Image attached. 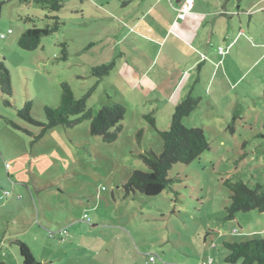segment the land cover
<instances>
[{"label": "rangeland", "instance_id": "1", "mask_svg": "<svg viewBox=\"0 0 264 264\" xmlns=\"http://www.w3.org/2000/svg\"><path fill=\"white\" fill-rule=\"evenodd\" d=\"M2 1L0 63L10 71L13 94L0 87V264H23L17 240L43 264H232L226 242L264 239V212L228 219L231 193L224 185L230 180L264 187V37L237 38L229 50L219 46L216 53L225 49L230 58L217 54L194 89L204 99L183 125L201 128L209 151L191 164L174 165V182L160 195H129L132 174L149 172L140 156L162 154L158 131L170 129L188 88L184 79L179 99L157 105L163 98L155 84L133 89L125 79L136 61L131 51L143 39L139 28L115 17L138 14L139 5L156 0H64L55 13L41 0ZM55 17L59 31L38 50L19 47L23 33L52 26ZM149 29L146 39L154 33ZM64 48L67 62L60 60ZM113 61L110 75H94V68ZM63 83L77 99L90 95L93 117L111 101L125 107L114 143L93 137L91 120L53 128L36 140L41 127L18 111L31 101L34 119L45 123V107L61 104ZM146 115H153L155 126Z\"/></svg>", "mask_w": 264, "mask_h": 264}, {"label": "trees", "instance_id": "2", "mask_svg": "<svg viewBox=\"0 0 264 264\" xmlns=\"http://www.w3.org/2000/svg\"><path fill=\"white\" fill-rule=\"evenodd\" d=\"M14 1V0H8ZM64 0H41L45 3V8L53 13L59 12L63 7ZM27 2V0H24ZM4 1L0 0V15ZM30 20V19H28ZM55 21L51 26L40 29L36 26L28 29L19 39V47L26 51L38 50L42 40L59 31L61 26L59 18H53ZM31 21V20H30ZM68 52L66 48L62 51L60 60L68 61ZM115 68L113 61L109 65H103L93 69V73L98 78H104ZM0 87L2 93L11 96L13 94L10 71L5 62L0 63ZM90 95L77 99L68 83L62 84L61 104L53 109L45 107L46 122L36 121L32 115V103L26 102L24 107L18 111V116L26 123L41 127V134L36 138L40 140L45 133L56 127L72 128L84 121L91 120L90 133L93 137H100L105 143L112 144L123 130L122 121L126 115V109L123 105L109 102L93 117L91 110L87 107V100ZM202 99L194 95L191 89L185 99L176 107L170 129L165 132L158 131L164 144L161 155L150 154L140 156L149 168V172L135 171L127 185L125 186L127 194L137 192L148 197L160 195L163 191L170 188L173 180L169 179V172L176 164L188 165L198 159L203 153L209 151L210 145L206 139L205 133L201 128H187L183 125V119L189 117L201 105ZM235 115L232 120V126L236 124ZM153 126L155 121L153 115H146ZM14 125V124H13ZM15 126V125H14ZM231 126V127H232ZM233 127L230 130H233ZM143 132L139 133L141 138ZM246 157L243 156L242 158ZM224 185L230 191V205L227 208L228 219L233 220L240 212H249L257 210L264 212V187L257 186L250 188L243 182L233 183L230 180L225 181ZM20 248V254L23 264H43L36 259L31 248L23 241H15ZM228 263L236 264H264V239H251L241 243L226 242ZM153 258V257H152ZM4 264V263H1Z\"/></svg>", "mask_w": 264, "mask_h": 264}, {"label": "crops", "instance_id": "3", "mask_svg": "<svg viewBox=\"0 0 264 264\" xmlns=\"http://www.w3.org/2000/svg\"><path fill=\"white\" fill-rule=\"evenodd\" d=\"M185 1L156 0L150 6L139 5L138 14L134 11L125 18L115 17L123 25L141 30L139 37L143 41L131 51L136 61L133 66L128 64L125 79L133 89L142 88L145 82L155 84L153 91L163 98L155 100L159 101L157 105L179 99L177 93L184 79L188 83L185 99L200 84L208 67L216 64L217 54L230 58L227 50L242 37L245 40L264 37V0H193L192 11L182 20L178 14ZM220 25H223L222 33ZM146 28L154 32L150 39L144 37ZM222 44L227 50L216 53ZM221 50L225 51L223 55ZM135 53L139 58L136 59ZM156 111L160 112V107Z\"/></svg>", "mask_w": 264, "mask_h": 264}, {"label": "built area", "instance_id": "4", "mask_svg": "<svg viewBox=\"0 0 264 264\" xmlns=\"http://www.w3.org/2000/svg\"><path fill=\"white\" fill-rule=\"evenodd\" d=\"M192 8H193V0L185 1V3H183L181 5V8L179 9V14H178L179 19H182V20L185 19L187 14H189L192 11ZM5 37H6L5 34L0 35V38L2 39H4ZM224 52H225L224 50H221V53L224 54ZM150 260L153 261L154 258H151Z\"/></svg>", "mask_w": 264, "mask_h": 264}]
</instances>
